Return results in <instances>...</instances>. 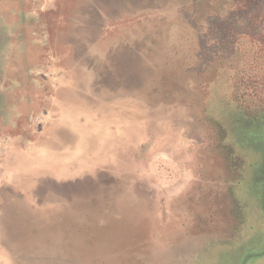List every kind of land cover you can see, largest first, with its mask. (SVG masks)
Segmentation results:
<instances>
[{
    "label": "rangeland",
    "instance_id": "1",
    "mask_svg": "<svg viewBox=\"0 0 264 264\" xmlns=\"http://www.w3.org/2000/svg\"><path fill=\"white\" fill-rule=\"evenodd\" d=\"M263 111L264 0H0V264L263 260Z\"/></svg>",
    "mask_w": 264,
    "mask_h": 264
},
{
    "label": "crops",
    "instance_id": "2",
    "mask_svg": "<svg viewBox=\"0 0 264 264\" xmlns=\"http://www.w3.org/2000/svg\"><path fill=\"white\" fill-rule=\"evenodd\" d=\"M223 253V251H222ZM251 259L247 260L246 262H244V264H264V257L263 260H261L260 258V253L255 254V255H251L249 254V256ZM247 257V258H248ZM251 260V261H250ZM239 264V263H238Z\"/></svg>",
    "mask_w": 264,
    "mask_h": 264
},
{
    "label": "trees",
    "instance_id": "3",
    "mask_svg": "<svg viewBox=\"0 0 264 264\" xmlns=\"http://www.w3.org/2000/svg\"><path fill=\"white\" fill-rule=\"evenodd\" d=\"M246 1H247V0H241V1L236 0L237 3H239V2H243V3H245ZM260 15H262V13H260L257 17H255V18H256L255 20H257V18L260 17ZM252 16H254V15H252ZM255 111H256V110H255ZM263 113H264V111H263Z\"/></svg>",
    "mask_w": 264,
    "mask_h": 264
}]
</instances>
